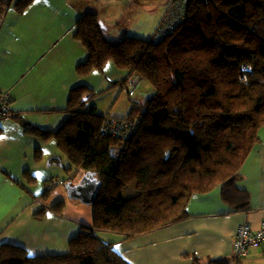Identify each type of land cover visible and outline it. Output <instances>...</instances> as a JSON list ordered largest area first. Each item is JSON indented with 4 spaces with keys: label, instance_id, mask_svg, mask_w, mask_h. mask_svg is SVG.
<instances>
[{
    "label": "trees",
    "instance_id": "1",
    "mask_svg": "<svg viewBox=\"0 0 264 264\" xmlns=\"http://www.w3.org/2000/svg\"><path fill=\"white\" fill-rule=\"evenodd\" d=\"M34 1L0 0V25L11 7L23 12ZM184 2L181 21H172L173 29L162 37L157 30L152 38L113 42L105 38L97 13L77 19L74 38L88 53L77 67L80 75L103 71L113 61L128 71L113 85L126 88L135 76L154 92L144 104L132 102L123 118L134 124L127 139L102 131L111 115L98 112L92 101L100 94L85 85L70 91L61 110L68 118L56 131L21 120L28 134L56 141L60 154L48 160L67 176L61 184L83 171L101 186L93 224L81 226L67 252L29 255L20 246L2 244L0 264H131L97 233L132 238L184 221L192 195L216 187L233 211L251 210L249 193L237 183L264 126V0ZM19 114L13 117L22 119ZM42 154L36 149L35 159L43 162ZM25 176L36 181L29 171ZM46 184L39 218L46 211L61 213L65 202L48 203L56 184L54 179Z\"/></svg>",
    "mask_w": 264,
    "mask_h": 264
},
{
    "label": "crops",
    "instance_id": "2",
    "mask_svg": "<svg viewBox=\"0 0 264 264\" xmlns=\"http://www.w3.org/2000/svg\"><path fill=\"white\" fill-rule=\"evenodd\" d=\"M139 5L135 0L126 5L109 0H35L23 12L11 7L5 14L0 25V91L11 93V109L22 119H0V245L20 246L29 255L60 254L69 250L70 239L80 232L81 223L75 218L54 211L37 216L46 181L54 179L60 185L66 177L48 160L60 154L56 141L28 134L21 120L56 131L68 118L61 110L70 91L80 85L100 94L92 101L99 113L115 117L129 115L133 101H146L154 90L147 83L143 92L138 82L133 86L135 98H129L130 104L121 111L117 101L125 88L113 84L123 81L128 71L109 61L103 71L80 75L77 67L88 53L74 38L76 21L86 12L98 14L100 28L110 41L119 42L125 36L152 38L161 23L152 21L155 10L159 9L162 19L167 0L156 8ZM142 10L148 14L141 15ZM144 27L150 34L142 31ZM258 137L237 183L249 193V212L233 211L216 187L192 195L187 206L190 217L184 221L132 238L107 232L98 236L131 264H195V259L196 264L218 259H229V264H264V243L240 261L234 260L239 226L247 221L259 229L264 223V126ZM36 149L42 150L43 162L35 159ZM26 171L35 182L25 176Z\"/></svg>",
    "mask_w": 264,
    "mask_h": 264
},
{
    "label": "built area",
    "instance_id": "3",
    "mask_svg": "<svg viewBox=\"0 0 264 264\" xmlns=\"http://www.w3.org/2000/svg\"><path fill=\"white\" fill-rule=\"evenodd\" d=\"M185 0H169V13L164 21H171L160 31V37L164 36L169 30L173 29V22L181 21L180 15L183 11ZM13 102L12 95L9 91H0V119L12 117L14 112L11 109ZM102 131L106 134L114 135L123 139L129 138L133 131L134 125L128 120L115 119L107 117L102 123ZM264 243V223L261 228L254 229L251 224L244 221L236 234L234 241V255L241 258L250 254L253 249L260 247Z\"/></svg>",
    "mask_w": 264,
    "mask_h": 264
},
{
    "label": "rangeland",
    "instance_id": "4",
    "mask_svg": "<svg viewBox=\"0 0 264 264\" xmlns=\"http://www.w3.org/2000/svg\"><path fill=\"white\" fill-rule=\"evenodd\" d=\"M111 1V3H114L116 5L117 4H123L126 5L128 2H131V0H109ZM163 0H135V2L139 5H145V6H149V8L152 6L153 8L158 7V5L160 4V2H162ZM140 6V5H139ZM126 6H123L122 9H124ZM141 7V6H140ZM147 10H142L141 15H146ZM161 12L159 11V9L155 10V15L153 16L152 21H160L161 17H160ZM165 22L170 23L171 21H163V23L160 25V27L158 28V32H160L161 30H163L165 28ZM142 31L146 34H150L151 31H148L147 27H144L142 29ZM139 82V86L141 87V91L144 92L145 90V85L149 82H147L146 80H141L135 76H132L131 79L129 80V85H127V87L123 90V95L120 96V98L117 101V104L119 106V109L121 111L124 110V108L129 105L128 102H130L129 98L134 99V95L136 94V92L134 91L133 86L135 84H137ZM150 85V84H149ZM139 89V88H138ZM149 90H153V87L150 85ZM126 95V96H125ZM117 97V96H116ZM147 100V99H146ZM96 101V99H95ZM98 102L100 103V100H98ZM139 104H144V102H138ZM63 171V170H62ZM64 173V172H63ZM85 173L83 171H79L77 173V175L74 178V182L78 183L80 182L81 178L83 177ZM65 175V173H64ZM65 177H67L65 175ZM65 200L64 205H62V207L60 208L61 214L63 216H68V217H72L77 219L80 223L81 226H83L84 224H89L92 225L93 221H94V210H95V205L94 203L92 204H85L83 202H81L80 200L77 199H71L68 196V190H67V186L65 183H62L60 185H56L55 188L53 189V192L50 196V198L48 199V203H55L61 200ZM65 208V210H63ZM67 220H71V219H67ZM83 230V227H82Z\"/></svg>",
    "mask_w": 264,
    "mask_h": 264
},
{
    "label": "water",
    "instance_id": "5",
    "mask_svg": "<svg viewBox=\"0 0 264 264\" xmlns=\"http://www.w3.org/2000/svg\"><path fill=\"white\" fill-rule=\"evenodd\" d=\"M68 190V196L71 199H77L85 204H92L97 192L101 186V181L96 179H90L88 174L85 173L80 182H69L66 184Z\"/></svg>",
    "mask_w": 264,
    "mask_h": 264
},
{
    "label": "clouds",
    "instance_id": "6",
    "mask_svg": "<svg viewBox=\"0 0 264 264\" xmlns=\"http://www.w3.org/2000/svg\"><path fill=\"white\" fill-rule=\"evenodd\" d=\"M108 117H113V118H115V119H123L124 117H115V116H108ZM107 118V117H106ZM106 118H104V120L106 119ZM103 120V121H104ZM123 120H127V119H123ZM129 121V120H128ZM132 124H133V122L132 121H130ZM134 125V124H133ZM71 182V181H70ZM68 183V182H67ZM42 202V201H41Z\"/></svg>",
    "mask_w": 264,
    "mask_h": 264
}]
</instances>
